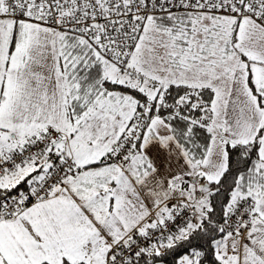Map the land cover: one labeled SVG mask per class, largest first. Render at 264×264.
Listing matches in <instances>:
<instances>
[{"label": "snow or ice", "instance_id": "snow-or-ice-1", "mask_svg": "<svg viewBox=\"0 0 264 264\" xmlns=\"http://www.w3.org/2000/svg\"><path fill=\"white\" fill-rule=\"evenodd\" d=\"M0 264H264V0H0Z\"/></svg>", "mask_w": 264, "mask_h": 264}]
</instances>
